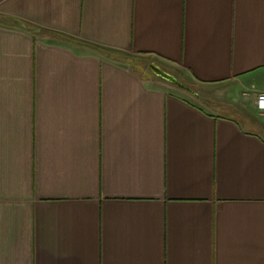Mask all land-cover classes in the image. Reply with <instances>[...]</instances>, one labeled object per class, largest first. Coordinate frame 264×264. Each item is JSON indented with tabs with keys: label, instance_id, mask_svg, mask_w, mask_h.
Listing matches in <instances>:
<instances>
[{
	"label": "crops",
	"instance_id": "0c3cea01",
	"mask_svg": "<svg viewBox=\"0 0 264 264\" xmlns=\"http://www.w3.org/2000/svg\"><path fill=\"white\" fill-rule=\"evenodd\" d=\"M0 16V264H264V0Z\"/></svg>",
	"mask_w": 264,
	"mask_h": 264
},
{
	"label": "water",
	"instance_id": "95a60500",
	"mask_svg": "<svg viewBox=\"0 0 264 264\" xmlns=\"http://www.w3.org/2000/svg\"><path fill=\"white\" fill-rule=\"evenodd\" d=\"M148 71L151 72L156 78L160 79L161 81L173 85L185 92L190 93V89L180 83L174 76L170 75L169 73L162 70L158 65L155 63H150L148 65Z\"/></svg>",
	"mask_w": 264,
	"mask_h": 264
},
{
	"label": "trees",
	"instance_id": "16d2710c",
	"mask_svg": "<svg viewBox=\"0 0 264 264\" xmlns=\"http://www.w3.org/2000/svg\"><path fill=\"white\" fill-rule=\"evenodd\" d=\"M0 21H5V22H7V21H11V22H13L14 24H17V25H19V23L18 22H16V20H9L8 18H5V17H1L0 16ZM158 79V78H157ZM158 80H160V79H158ZM161 81V80H160ZM179 81V80H178ZM180 83H182L184 86H186L187 88H189L191 91H190V95H192L196 100H197V102H199V103H202V104H205V103H210V101L208 100V99H206L204 96H203V94H201L200 92H199V90H198V88L196 87V86H194V85H192V84H185V83H183V82H181V81H179Z\"/></svg>",
	"mask_w": 264,
	"mask_h": 264
},
{
	"label": "built area",
	"instance_id": "2783aa9c",
	"mask_svg": "<svg viewBox=\"0 0 264 264\" xmlns=\"http://www.w3.org/2000/svg\"><path fill=\"white\" fill-rule=\"evenodd\" d=\"M256 109L260 112V113H264V92L259 93L257 95L256 98Z\"/></svg>",
	"mask_w": 264,
	"mask_h": 264
},
{
	"label": "rangeland",
	"instance_id": "374dc122",
	"mask_svg": "<svg viewBox=\"0 0 264 264\" xmlns=\"http://www.w3.org/2000/svg\"><path fill=\"white\" fill-rule=\"evenodd\" d=\"M143 65H144L143 68L145 69V71L148 70V67H147L148 64L145 63V64H143ZM150 74H151V76L153 75L151 72H150ZM153 76H154V75H153ZM154 77H155V76H154ZM155 78H156V77H155ZM166 84H167V83H166ZM187 84H188V83H187Z\"/></svg>",
	"mask_w": 264,
	"mask_h": 264
}]
</instances>
